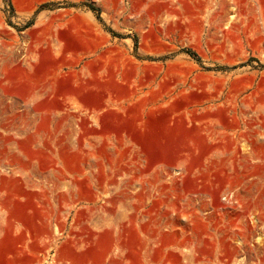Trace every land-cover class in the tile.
<instances>
[{
	"label": "rangeland",
	"instance_id": "1",
	"mask_svg": "<svg viewBox=\"0 0 264 264\" xmlns=\"http://www.w3.org/2000/svg\"><path fill=\"white\" fill-rule=\"evenodd\" d=\"M0 264H264V0H0Z\"/></svg>",
	"mask_w": 264,
	"mask_h": 264
},
{
	"label": "trees",
	"instance_id": "2",
	"mask_svg": "<svg viewBox=\"0 0 264 264\" xmlns=\"http://www.w3.org/2000/svg\"><path fill=\"white\" fill-rule=\"evenodd\" d=\"M90 8L92 9V10H96L94 7H92V6H90ZM189 53H191V55H193L194 57H195V54H193L192 52H189Z\"/></svg>",
	"mask_w": 264,
	"mask_h": 264
}]
</instances>
